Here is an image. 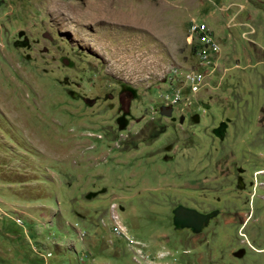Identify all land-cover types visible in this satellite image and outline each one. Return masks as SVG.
Returning a JSON list of instances; mask_svg holds the SVG:
<instances>
[{"label": "rangeland", "instance_id": "374dc122", "mask_svg": "<svg viewBox=\"0 0 264 264\" xmlns=\"http://www.w3.org/2000/svg\"><path fill=\"white\" fill-rule=\"evenodd\" d=\"M96 1L0 0V264H264V201L233 196V128L264 120V0H108L110 19L87 18ZM191 19L220 46L196 93ZM179 205L217 215L194 233Z\"/></svg>", "mask_w": 264, "mask_h": 264}, {"label": "flooded vegetation", "instance_id": "af4514ba", "mask_svg": "<svg viewBox=\"0 0 264 264\" xmlns=\"http://www.w3.org/2000/svg\"><path fill=\"white\" fill-rule=\"evenodd\" d=\"M239 121V120H238ZM259 121H262L261 124H259ZM237 122V121H236ZM243 127H240L236 125L233 128V153L235 154L236 151L242 150L243 155L238 156V159H242V164H237L235 168H233V182L236 190L233 192V196L239 195L246 201H249L250 199L253 200L252 202L255 203L256 200H262L264 201V182H261L260 184L262 186L258 194L255 192L252 194V187L254 185L253 177L259 176L261 179H264V168L261 170L252 171L249 168V164L251 165L253 162H256L257 164L264 162V120H261V117H254V114L252 116L248 115L245 117V119L241 123ZM226 126L225 124L221 125L219 128H216L213 130L214 136L219 140H224L223 132L225 130ZM245 131H244V129ZM240 137H243L244 140H239ZM243 142L242 146L241 143ZM252 152V153H251ZM234 156V157H235ZM237 159V160H238ZM264 165V163H263ZM245 166V167H244ZM250 171V177L247 170ZM253 203H251L253 205ZM249 212V210H248ZM253 213V206L251 210V214ZM203 214H207L203 213ZM243 248L238 249L237 251L241 250ZM244 250V249H243ZM189 252L188 257L190 258V253L193 251L192 249L187 250ZM237 251L231 254H235ZM245 251V250H244ZM244 256V255H243ZM242 256V257H243ZM240 257V258H242Z\"/></svg>", "mask_w": 264, "mask_h": 264}, {"label": "built area", "instance_id": "2783aa9c", "mask_svg": "<svg viewBox=\"0 0 264 264\" xmlns=\"http://www.w3.org/2000/svg\"><path fill=\"white\" fill-rule=\"evenodd\" d=\"M189 34L187 40L191 42L195 39L196 48V67L193 70L188 71L183 80L187 84V88H181V91H189L196 93L203 84L205 73L211 68V63L219 53L220 46L214 40H212V33L209 32L207 25L204 22H198L196 19H191L189 22ZM178 89H172L170 92L165 93L162 96V102L165 106H172L180 101L181 91ZM180 91V92H179Z\"/></svg>", "mask_w": 264, "mask_h": 264}, {"label": "water", "instance_id": "95a60500", "mask_svg": "<svg viewBox=\"0 0 264 264\" xmlns=\"http://www.w3.org/2000/svg\"><path fill=\"white\" fill-rule=\"evenodd\" d=\"M172 112L173 111L171 108L167 109L165 107H162L160 110V115L171 117ZM216 215L217 212L203 214L193 208H187L179 205L173 210V223L176 227L188 228L191 229L194 233H198L205 225L208 224L210 218ZM244 254L245 251L241 249L235 253V256L240 258Z\"/></svg>", "mask_w": 264, "mask_h": 264}, {"label": "bare ground", "instance_id": "6f19581e", "mask_svg": "<svg viewBox=\"0 0 264 264\" xmlns=\"http://www.w3.org/2000/svg\"><path fill=\"white\" fill-rule=\"evenodd\" d=\"M108 0H97L95 4H91L88 6L89 14L87 15V18H90V16H94L97 20L107 19L110 14L113 13V9L109 7V4L107 5L106 2ZM110 2V0H109ZM57 4V3H56ZM66 11V10H65ZM86 12V11H85ZM120 14V13H119ZM85 15V13L83 14ZM115 15H118L115 13ZM121 15V14H120ZM113 16V15H112ZM84 17V16H83ZM82 17V18H83ZM111 17V16H110ZM125 17V16H124ZM85 18V17H84ZM110 19V18H108ZM114 19V18H113ZM86 20V19H85Z\"/></svg>", "mask_w": 264, "mask_h": 264}, {"label": "crops", "instance_id": "0c3cea01", "mask_svg": "<svg viewBox=\"0 0 264 264\" xmlns=\"http://www.w3.org/2000/svg\"><path fill=\"white\" fill-rule=\"evenodd\" d=\"M233 21V18L231 19ZM240 25H246V26H249L248 24H240Z\"/></svg>", "mask_w": 264, "mask_h": 264}]
</instances>
